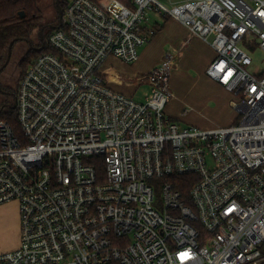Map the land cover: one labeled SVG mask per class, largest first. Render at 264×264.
Masks as SVG:
<instances>
[{
    "label": "built area",
    "instance_id": "built-area-1",
    "mask_svg": "<svg viewBox=\"0 0 264 264\" xmlns=\"http://www.w3.org/2000/svg\"><path fill=\"white\" fill-rule=\"evenodd\" d=\"M151 12L212 47L206 75L232 95L235 124L180 126L166 114L171 57L143 77L145 102L108 86L105 62L135 63L155 36ZM243 44L264 52V0H67L17 83V128L0 120V206L18 204L20 234L0 264L264 259V76L247 72ZM186 175L184 198L171 179Z\"/></svg>",
    "mask_w": 264,
    "mask_h": 264
},
{
    "label": "crops",
    "instance_id": "crops-1",
    "mask_svg": "<svg viewBox=\"0 0 264 264\" xmlns=\"http://www.w3.org/2000/svg\"><path fill=\"white\" fill-rule=\"evenodd\" d=\"M151 13L155 16L153 19H149ZM151 13L146 27L154 29L155 36L140 48L139 59L135 63L127 65L115 58L105 62L102 70L108 86L133 98L145 84L147 91L142 101H138L145 102L152 89L142 80L143 77L161 61L171 57L173 68L169 89L173 98L165 108L166 114L175 121L201 129L235 124L237 113L231 106L232 95L206 75V69L215 58L212 47L177 21ZM189 102L195 103V108L190 112L182 110ZM216 111L226 113V117L217 118ZM0 235H6V247L0 246V253L19 246L18 204L14 201L0 206Z\"/></svg>",
    "mask_w": 264,
    "mask_h": 264
},
{
    "label": "trees",
    "instance_id": "trees-1",
    "mask_svg": "<svg viewBox=\"0 0 264 264\" xmlns=\"http://www.w3.org/2000/svg\"><path fill=\"white\" fill-rule=\"evenodd\" d=\"M118 1L126 6H131V0ZM66 4L67 2L64 3L62 12L64 11ZM20 12L24 13L23 18H20ZM40 25L41 16L39 10V0H0V69L6 61L7 50L10 43L12 41H15L16 43L29 37L40 27ZM44 51L45 49H43L41 52ZM28 64L25 66L21 76L26 70ZM261 76H264V74ZM0 120H6L12 125L14 129L17 128L13 104H11L9 109H0ZM93 161H96L97 166V161H100V159H93L90 161V163ZM96 168L99 170L100 167L97 166ZM171 181L175 185V188L182 192L184 198H187L192 185V176H175L171 179ZM260 250L262 256H264V245H262ZM259 264H264V259H262Z\"/></svg>",
    "mask_w": 264,
    "mask_h": 264
},
{
    "label": "rangeland",
    "instance_id": "rangeland-1",
    "mask_svg": "<svg viewBox=\"0 0 264 264\" xmlns=\"http://www.w3.org/2000/svg\"><path fill=\"white\" fill-rule=\"evenodd\" d=\"M160 3L165 5L166 7H171L175 4H180L185 1L189 0H158ZM67 2V0H59V7L63 9L64 3ZM39 10H40V16H41V25L45 23H54L55 25L58 24V8L56 6L55 0H39ZM150 14V13H149ZM155 16L153 13L149 15V19H153ZM242 47L247 51L248 55L250 56L252 60V64L250 66L246 67L247 72L254 76H259L264 74V52L260 51L258 48H247L245 44L242 45ZM21 51H23V43L21 41L16 42L12 47V53H11V61L9 65L6 68V71L0 76V82L7 83L9 89L12 92H17V82L20 75V71L17 69L19 57L21 54ZM40 54V53H39ZM38 54V55H39ZM37 55V56H38ZM36 57V56H35ZM34 57V58H35ZM34 58H32L30 61L27 60L22 65V72L26 66L27 63H30ZM22 74V73H21ZM147 91V86L145 84H142L140 89L133 95V99L136 101H142L144 93ZM13 99V97H12ZM3 103V98L0 96V109ZM12 104V103H11ZM196 104L193 102L187 103L186 107H183L182 110H186V112H190L195 108ZM212 108V106L210 105ZM215 116L219 119H223L226 117V113L216 111ZM180 126H187L186 124L177 121ZM157 199H160V190L158 189L155 194ZM6 235H0V246L2 248L6 247L4 237ZM260 262V261H259ZM253 263V264H259Z\"/></svg>",
    "mask_w": 264,
    "mask_h": 264
},
{
    "label": "flooded vegetation",
    "instance_id": "flooded-vegetation-1",
    "mask_svg": "<svg viewBox=\"0 0 264 264\" xmlns=\"http://www.w3.org/2000/svg\"><path fill=\"white\" fill-rule=\"evenodd\" d=\"M57 25L54 23H45L40 25V27L35 32L21 41L23 43V51H21L17 67V69L20 71L19 78L22 73L21 68L23 63L27 60L30 61L44 49L48 36L55 30L54 28ZM7 66L0 71V76L6 71ZM9 87L7 83L0 82V96L3 98L1 109L3 110L9 109L11 107V103L13 104V107H15V92H12Z\"/></svg>",
    "mask_w": 264,
    "mask_h": 264
},
{
    "label": "water",
    "instance_id": "water-1",
    "mask_svg": "<svg viewBox=\"0 0 264 264\" xmlns=\"http://www.w3.org/2000/svg\"><path fill=\"white\" fill-rule=\"evenodd\" d=\"M56 6L58 8V25L54 28L55 30L58 29L61 26L62 23V9L59 7V0H55ZM24 17V13L20 12V18ZM15 44V41H12L8 47L7 50V57H6V61L3 64V66L1 67L0 71L3 70L10 62L11 59V53H12V47ZM14 109V107H13Z\"/></svg>",
    "mask_w": 264,
    "mask_h": 264
}]
</instances>
